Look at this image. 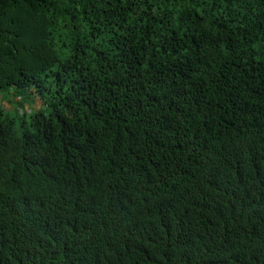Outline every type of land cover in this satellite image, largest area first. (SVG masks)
<instances>
[{"label":"trees","instance_id":"16d2710c","mask_svg":"<svg viewBox=\"0 0 264 264\" xmlns=\"http://www.w3.org/2000/svg\"><path fill=\"white\" fill-rule=\"evenodd\" d=\"M10 89L0 264H264V0H0Z\"/></svg>","mask_w":264,"mask_h":264},{"label":"rangeland","instance_id":"374dc122","mask_svg":"<svg viewBox=\"0 0 264 264\" xmlns=\"http://www.w3.org/2000/svg\"><path fill=\"white\" fill-rule=\"evenodd\" d=\"M15 92L10 89L8 93H0V117L7 112L8 109H11L15 101L18 100L19 97H15ZM28 96L24 97L23 104L28 109V111L32 108L38 107L37 101L31 102V100H28ZM32 98V97H31ZM31 105V106H30Z\"/></svg>","mask_w":264,"mask_h":264}]
</instances>
